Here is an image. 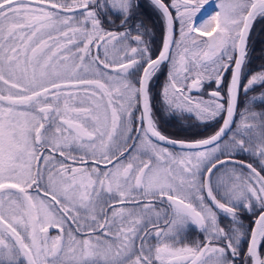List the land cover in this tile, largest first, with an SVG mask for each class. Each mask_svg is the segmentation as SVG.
Returning <instances> with one entry per match:
<instances>
[{
  "label": "snow or ice",
  "instance_id": "1",
  "mask_svg": "<svg viewBox=\"0 0 264 264\" xmlns=\"http://www.w3.org/2000/svg\"><path fill=\"white\" fill-rule=\"evenodd\" d=\"M149 2L0 0V264H264V0Z\"/></svg>",
  "mask_w": 264,
  "mask_h": 264
},
{
  "label": "flooded vegetation",
  "instance_id": "2",
  "mask_svg": "<svg viewBox=\"0 0 264 264\" xmlns=\"http://www.w3.org/2000/svg\"><path fill=\"white\" fill-rule=\"evenodd\" d=\"M140 4V8L137 9L138 18L142 19L144 23L153 28V37H152V46L154 49H158L161 45V29L162 25L158 18V14L155 12L153 7L151 6L149 0H138ZM220 0H208V3L204 5V8L200 13H197L195 22L199 24L202 20H204L207 16L214 13L216 11V4L219 3ZM178 27V26H177ZM249 46L251 49V57L253 62V67L258 68L261 63H264V19L258 18L255 23L251 34V39L249 42ZM261 50L262 53L258 51ZM166 79V68L164 70V74L159 75V78L155 81L154 91H158L159 88L163 85ZM214 86V85H213ZM156 116L160 123L161 130L174 139H189L193 138L197 134L199 135H207L208 133L203 131V128H196L193 125L195 121L193 119H181L179 117H171L165 115V113L159 108H156ZM247 159V157H245ZM242 219L244 223L250 224L251 217L248 214H243ZM226 224L227 221L225 220ZM53 234H55L56 230L52 229ZM190 238H196L202 234L189 229L188 233Z\"/></svg>",
  "mask_w": 264,
  "mask_h": 264
},
{
  "label": "trees",
  "instance_id": "3",
  "mask_svg": "<svg viewBox=\"0 0 264 264\" xmlns=\"http://www.w3.org/2000/svg\"><path fill=\"white\" fill-rule=\"evenodd\" d=\"M259 53H262L261 50L258 51Z\"/></svg>",
  "mask_w": 264,
  "mask_h": 264
}]
</instances>
